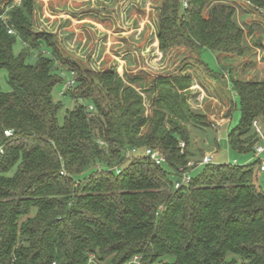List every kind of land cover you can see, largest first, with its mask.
Returning a JSON list of instances; mask_svg holds the SVG:
<instances>
[{
	"label": "trees",
	"instance_id": "trees-1",
	"mask_svg": "<svg viewBox=\"0 0 264 264\" xmlns=\"http://www.w3.org/2000/svg\"><path fill=\"white\" fill-rule=\"evenodd\" d=\"M224 1L162 0L159 48L196 52L207 77L231 80L241 118L228 144L255 154L264 81L211 70L199 56L205 49L245 53V29L235 5ZM248 1L264 11V0ZM35 4L22 0L0 17V69L11 86L0 87V264H126L136 256L141 264H264L261 159L200 164L190 127L210 122L188 101L191 76H160L139 91V77L84 68L63 56L54 34L35 30ZM18 38L26 49L17 56ZM61 82L76 102L63 123L53 97ZM143 91L156 94L150 113ZM133 148L140 154L128 158ZM145 148L162 152L165 163L144 156ZM199 166L200 174L176 188L183 168Z\"/></svg>",
	"mask_w": 264,
	"mask_h": 264
},
{
	"label": "rangeland",
	"instance_id": "rangeland-1",
	"mask_svg": "<svg viewBox=\"0 0 264 264\" xmlns=\"http://www.w3.org/2000/svg\"><path fill=\"white\" fill-rule=\"evenodd\" d=\"M21 2L0 0V10L7 11ZM231 2L236 7L235 20L245 29V53L232 56L205 49L199 56L211 70L220 72L231 68L235 79L263 82L264 11H259L248 0L224 1ZM161 4L162 0H36L33 25L38 32L54 34L63 56L84 68L114 70L126 80L135 76L141 78V86L136 85L139 91L149 88L160 76H191L188 101L192 110L206 116L210 124L190 127V150L198 152L199 160L205 155L211 156L212 163H234L235 160L239 165L249 163L254 152L238 153L228 144V132L241 118L240 99L232 89L231 80L207 77L199 66L196 52L185 48L160 50L157 25ZM25 49L18 38L15 55ZM37 57L38 50H32L28 63H35ZM63 77L67 81L73 78L68 73ZM0 87L5 92L11 91L6 69H0ZM142 94L150 113V103L156 94L144 91ZM53 97L62 105L59 121L63 123L67 110L74 108L76 102L64 82L54 88ZM259 144L264 146V138ZM261 159L264 160V153ZM202 170L203 166H199L191 175L197 176ZM258 180L264 189V172L259 173Z\"/></svg>",
	"mask_w": 264,
	"mask_h": 264
},
{
	"label": "built area",
	"instance_id": "built-area-1",
	"mask_svg": "<svg viewBox=\"0 0 264 264\" xmlns=\"http://www.w3.org/2000/svg\"><path fill=\"white\" fill-rule=\"evenodd\" d=\"M8 11V10H7ZM7 11L2 12L1 16L4 20H6L8 18V13ZM10 33L14 32L12 29L9 30ZM72 74H74V72H72ZM68 86H73L74 85V79H71L67 82ZM91 108H93L91 106ZM254 127L256 129V131L258 132V134L261 136V138H264V127L261 125V123L256 120L254 122ZM5 133L7 135H11L12 131L11 130H6ZM185 144L182 142L181 146H184ZM264 153V146H261L259 143L255 146V154L254 157L255 158H260L261 159V155ZM140 154V150L138 148H133L131 150H129L127 152V156L129 157H133V156H138ZM144 156L148 157L149 159H151L152 161H154L157 165H163L166 161V158L164 156V154L162 152H160L157 149H153V148H145L143 153ZM213 159L211 156L209 155H205L203 160L200 162V164H208V163H212ZM234 164H237V160L234 161ZM194 165V162H190L188 166H192ZM261 169L262 171H264V160L261 159ZM183 173L182 176L180 178V180L176 181V188H180L182 186H186L191 182L192 179V175L191 172L188 170H185L184 168L182 169ZM133 263H138L141 264L140 261V256H136L132 261L127 262L126 264H133Z\"/></svg>",
	"mask_w": 264,
	"mask_h": 264
},
{
	"label": "crops",
	"instance_id": "crops-1",
	"mask_svg": "<svg viewBox=\"0 0 264 264\" xmlns=\"http://www.w3.org/2000/svg\"><path fill=\"white\" fill-rule=\"evenodd\" d=\"M100 26L99 27H102V25L101 24H99ZM104 28V27H103ZM222 125V124H221ZM221 125H219V126H221ZM254 160V156H253V158H251V160H250V162L251 161H253Z\"/></svg>",
	"mask_w": 264,
	"mask_h": 264
}]
</instances>
